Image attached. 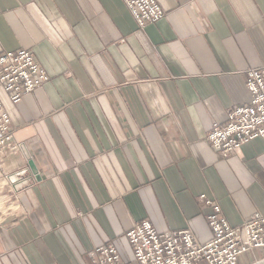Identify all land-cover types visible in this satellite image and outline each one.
Returning a JSON list of instances; mask_svg holds the SVG:
<instances>
[{
    "label": "crops",
    "instance_id": "crops-1",
    "mask_svg": "<svg viewBox=\"0 0 264 264\" xmlns=\"http://www.w3.org/2000/svg\"><path fill=\"white\" fill-rule=\"evenodd\" d=\"M156 1L164 16L139 28L122 0H0V53L27 49L49 77L18 103L0 90L35 166L24 212L0 225V264H90L109 241L129 260L144 219L205 244L201 194L232 226L264 214V140L225 157L207 140L264 67V0ZM27 166L20 148L3 171Z\"/></svg>",
    "mask_w": 264,
    "mask_h": 264
},
{
    "label": "built area",
    "instance_id": "built-area-1",
    "mask_svg": "<svg viewBox=\"0 0 264 264\" xmlns=\"http://www.w3.org/2000/svg\"><path fill=\"white\" fill-rule=\"evenodd\" d=\"M122 1L139 28L164 16V10L156 0ZM48 78L29 50L0 53V90L12 103H18ZM245 86L249 93L248 102L229 108L226 120L213 123L207 133L210 145L223 157L236 153L252 139L264 140V67L247 69ZM18 147L10 127L9 113L0 99V180L9 187L12 186L3 165ZM198 200L209 209L206 214L212 232L209 242L198 243L188 229L158 231L144 219L125 233L129 260L124 259L115 241H109L89 251L90 264H238L242 255L264 249V214L255 212L241 225L232 226L215 200L204 194L199 195ZM4 202L0 198V209ZM247 264H264V254Z\"/></svg>",
    "mask_w": 264,
    "mask_h": 264
},
{
    "label": "rangeland",
    "instance_id": "rangeland-1",
    "mask_svg": "<svg viewBox=\"0 0 264 264\" xmlns=\"http://www.w3.org/2000/svg\"><path fill=\"white\" fill-rule=\"evenodd\" d=\"M18 148L19 149L17 150V152L20 150V145ZM17 152H15V153H17ZM15 153H13V154H15ZM13 154L9 155L8 157L12 156ZM4 163H5V161H4ZM6 178L8 180V174L6 175ZM24 178H26V177H24ZM8 182L10 183L9 180H8ZM2 183H4V182H2L0 180V196H1L0 198H3V202L4 201L5 202H4V204H2L1 209H0V225H2L4 223H9L11 221H15L17 219V217H19L25 210L23 208L22 203L20 202V200L18 198L17 190L14 189L13 185L10 183L12 187H9L8 185L2 184ZM250 253L251 252H248L247 254H250Z\"/></svg>",
    "mask_w": 264,
    "mask_h": 264
},
{
    "label": "water",
    "instance_id": "water-1",
    "mask_svg": "<svg viewBox=\"0 0 264 264\" xmlns=\"http://www.w3.org/2000/svg\"><path fill=\"white\" fill-rule=\"evenodd\" d=\"M20 148L23 151L24 155L26 156V159L28 160V166L18 171L12 172L8 175V180L16 190H18L28 182L27 178H23L25 176V173L29 172V170H33V171L35 170L34 163L30 159L24 145H20Z\"/></svg>",
    "mask_w": 264,
    "mask_h": 264
}]
</instances>
